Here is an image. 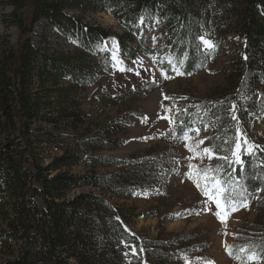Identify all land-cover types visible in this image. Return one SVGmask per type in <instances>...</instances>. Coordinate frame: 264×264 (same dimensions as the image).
<instances>
[{
    "label": "trees",
    "instance_id": "1",
    "mask_svg": "<svg viewBox=\"0 0 264 264\" xmlns=\"http://www.w3.org/2000/svg\"><path fill=\"white\" fill-rule=\"evenodd\" d=\"M26 2L9 0L16 9L10 25L21 37L0 56V246L9 253L1 264H166L172 244L130 232L121 222L120 206L91 192L67 197L76 189L93 187L130 199L134 189L155 179L157 169L152 163L132 165L103 157L104 165L131 166L124 173L71 174L70 169L89 156L97 160L95 149L108 146L103 138L78 131L86 115L76 98L112 69L109 53L100 59L94 53L111 32L67 11H104L120 22L125 34L118 36L119 49L132 60L157 52L140 34L142 20L157 19L164 43L174 58L186 60L187 72L194 70L201 52L199 32L218 20L234 22L242 43L235 48L231 76L238 89L236 100L250 112L257 106L255 94L264 87V0H35L28 18ZM41 20L45 32L36 47L31 34ZM48 30L61 31L62 41L73 44L72 51L59 54L53 49ZM136 37L138 46L133 48ZM229 108L226 102L212 104L199 115L232 134ZM243 118L238 115L244 123ZM60 131L83 136L72 137L73 143L62 149ZM103 132L109 134L108 128ZM53 148L62 154L53 155ZM242 160L243 166L228 173L242 181L254 199L264 187V148ZM141 240L137 254L125 258L124 248L131 250ZM255 251L264 259V240Z\"/></svg>",
    "mask_w": 264,
    "mask_h": 264
},
{
    "label": "rangeland",
    "instance_id": "2",
    "mask_svg": "<svg viewBox=\"0 0 264 264\" xmlns=\"http://www.w3.org/2000/svg\"><path fill=\"white\" fill-rule=\"evenodd\" d=\"M34 1L26 2L27 18ZM15 12L9 0H0V56L20 40L18 28L10 25ZM67 12L91 26L111 32L109 38L95 47L94 53L98 59L109 53L112 69L110 75L102 74L76 98L86 115L78 131L90 138L101 137L108 146L95 149L97 160L89 156L84 164L71 168V174L124 173L131 163L157 165L155 179L134 189L130 199H119L93 187L76 189L68 194V199L90 192L105 196L108 202L120 206L121 222L130 232L172 244L166 264H208L209 261L212 264H264V259L255 251L257 242L264 240V190H258L251 199L246 185L228 173L240 165L233 156L237 143L241 145V158L243 155L254 158L256 150L264 148V87L255 94L257 106L250 112L236 100L238 89L231 73L238 50L235 48L242 43L238 26L218 20L215 26L201 30L198 47L201 52L193 62L194 70L187 72L186 60L174 58L164 43L157 19L145 18L140 23V34L145 37L147 47L157 52L151 56L140 54L137 60H132L119 49L118 36L125 34L124 27L108 13ZM197 20L200 22V17ZM44 32L45 21L41 20L31 34L36 47ZM48 35L59 54L74 48L72 43L62 41L61 31L48 30ZM201 38L214 47H208ZM137 40L138 37L133 40V48L138 46ZM223 102L230 105L232 134L202 121L199 115L205 114L212 104ZM238 115H244V123L238 120ZM106 128L109 134L103 132ZM68 132L58 134L62 149L73 143L71 138L79 134ZM62 149L53 148L50 152L61 155ZM205 149L210 151L205 152ZM103 157L130 164L104 165ZM213 177L227 190L223 195L235 201L246 200L248 207L231 212L222 222L216 215L220 209L203 190L212 184ZM3 230L0 222V232ZM142 244L143 240L131 250L124 248L125 258L135 256ZM253 253L255 260L249 259ZM8 254L0 246V264L8 259Z\"/></svg>",
    "mask_w": 264,
    "mask_h": 264
},
{
    "label": "snow or ice",
    "instance_id": "3",
    "mask_svg": "<svg viewBox=\"0 0 264 264\" xmlns=\"http://www.w3.org/2000/svg\"><path fill=\"white\" fill-rule=\"evenodd\" d=\"M201 39L203 40V38ZM203 43L206 44L208 47H214V45H212L211 42L208 40H203ZM178 74L184 75V73H180V72H178ZM137 75H139V73H137ZM165 98L167 99V97ZM245 143H247V141H245ZM240 149H241V145L237 143L235 145V151L233 152V156L235 157V163L243 166L244 161L242 160L241 155L239 154ZM209 151H210L209 149H205V152H209ZM224 159H228V158L224 157ZM204 179L205 180L208 179L206 174L204 175ZM203 190H204V194L208 196L209 199L214 200L216 208L220 209V211L217 212L216 215L221 218L222 222L227 216L231 214V212L238 211L240 207H245V208L248 207V202L246 200L235 201L231 196L223 195L227 190L224 188L223 183L220 180H216L214 177L212 179V184L206 185ZM249 259L252 260L257 259L256 254L255 253L251 254ZM208 264H212V262L209 261Z\"/></svg>",
    "mask_w": 264,
    "mask_h": 264
}]
</instances>
